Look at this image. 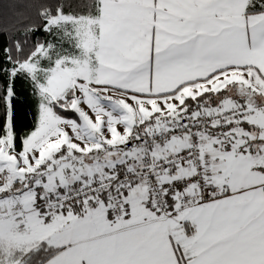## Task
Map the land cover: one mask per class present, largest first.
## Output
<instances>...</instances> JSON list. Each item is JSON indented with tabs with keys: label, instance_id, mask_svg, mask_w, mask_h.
Returning a JSON list of instances; mask_svg holds the SVG:
<instances>
[{
	"label": "snow or ice",
	"instance_id": "6c2138e0",
	"mask_svg": "<svg viewBox=\"0 0 264 264\" xmlns=\"http://www.w3.org/2000/svg\"><path fill=\"white\" fill-rule=\"evenodd\" d=\"M0 264H264V0H0Z\"/></svg>",
	"mask_w": 264,
	"mask_h": 264
},
{
	"label": "trees",
	"instance_id": "16d2710c",
	"mask_svg": "<svg viewBox=\"0 0 264 264\" xmlns=\"http://www.w3.org/2000/svg\"><path fill=\"white\" fill-rule=\"evenodd\" d=\"M26 110H29L30 111V109H26Z\"/></svg>",
	"mask_w": 264,
	"mask_h": 264
}]
</instances>
